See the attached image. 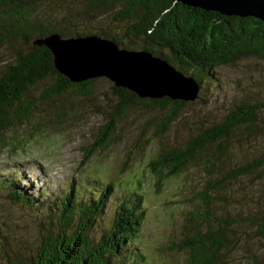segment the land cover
Returning a JSON list of instances; mask_svg holds the SVG:
<instances>
[{
  "label": "rangeland",
  "instance_id": "obj_1",
  "mask_svg": "<svg viewBox=\"0 0 264 264\" xmlns=\"http://www.w3.org/2000/svg\"><path fill=\"white\" fill-rule=\"evenodd\" d=\"M93 2L39 0L25 8L34 21H48L66 35L105 32L138 51L144 41L127 35L133 20L117 22L118 7L101 12L92 7ZM26 49L21 38L1 44L0 74L17 52ZM56 82L49 75L28 88L30 117L2 134L0 264L28 262L45 233L57 235L60 210L70 191L80 203L95 197L107 184L112 185V193L88 234L93 245L111 230L133 188L141 195L137 210L141 223L124 252L127 258L121 257L123 263L187 264L189 251L178 247L192 235L189 218L203 210L199 194L205 184L251 164L260 166L227 180L217 193L210 194L214 215L235 222L228 232L230 246L221 251L217 264H264V108L256 112L254 122L235 127L225 141L202 151L176 176L157 182L151 164L164 151L182 147L203 129L222 123L238 107L264 106V59L248 57L215 68L214 79L201 84L198 99L186 103L165 132H159L163 113L142 105L129 107L115 117L110 140L90 154L116 104L113 84L101 77L91 96L70 89L44 100L43 93ZM17 191L36 199L34 205L12 201Z\"/></svg>",
  "mask_w": 264,
  "mask_h": 264
},
{
  "label": "trees",
  "instance_id": "obj_2",
  "mask_svg": "<svg viewBox=\"0 0 264 264\" xmlns=\"http://www.w3.org/2000/svg\"><path fill=\"white\" fill-rule=\"evenodd\" d=\"M38 1L0 0V45L21 38L27 46L24 52L15 54L13 62L6 65L0 74V142L5 131L30 117L31 103L26 98L27 89L47 76L54 75L57 82L43 93L44 100L70 89H75L85 97L93 93V85L97 79L81 83L69 82L55 70L50 51L45 47L32 45L35 38L51 33H57L62 38L96 35L112 40L120 49L130 50L116 37L108 36L105 32L66 35L53 29L48 21H34L26 15L25 7ZM92 7L101 12L118 7L114 20H133L127 35L144 41L138 51H145L165 60L184 76L193 77L199 86L214 79V69L217 67L232 65L248 57L264 59V22L257 19L225 17L169 0H94ZM111 90L116 104L100 131L101 140L93 145L89 154L97 147H104V143L110 140L115 117H120L129 107L142 105L145 110L152 108L163 113L159 132H165L186 105L169 98L141 99L128 89L114 85ZM14 104L16 107L11 111ZM262 108L263 105L238 107L228 113L222 123L203 129L182 147L161 153L151 163L157 182L165 176L172 177L182 172L202 151L217 142L225 141L235 127L254 122L256 112ZM204 162L208 166V160ZM259 166L260 164L247 165L232 171L221 181H207L199 194L203 210L189 218L187 226L192 235L178 247L189 251L187 264H217L220 261L221 251L230 246L228 232L235 222L231 223L230 219L214 215V201L210 194L217 193L227 180L250 174ZM164 169L166 174L163 175ZM112 190V185L107 184L95 197L80 203L74 200V193L70 191L60 210L57 235L45 233L36 254L24 264H124L123 259L127 258L124 252L141 223V216L137 212L141 195L135 189L130 190L128 196L131 199L127 197V201L120 205L112 228L106 235L95 245L88 235L103 214ZM11 199L15 203L30 206L36 201L23 191L15 192ZM129 264L139 262L132 260Z\"/></svg>",
  "mask_w": 264,
  "mask_h": 264
},
{
  "label": "water",
  "instance_id": "obj_3",
  "mask_svg": "<svg viewBox=\"0 0 264 264\" xmlns=\"http://www.w3.org/2000/svg\"><path fill=\"white\" fill-rule=\"evenodd\" d=\"M183 6L215 12L225 17L253 18L264 22V0H169ZM33 46L47 48L57 73L71 83L104 77L141 99L169 98L191 103L200 86L165 60L145 51L120 49L110 39L96 35L62 38L57 33L35 38Z\"/></svg>",
  "mask_w": 264,
  "mask_h": 264
}]
</instances>
